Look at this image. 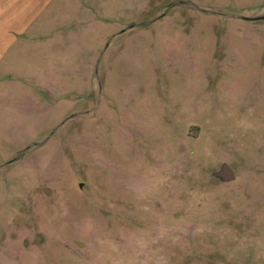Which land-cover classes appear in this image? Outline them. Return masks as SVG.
<instances>
[{"label":"rangeland","instance_id":"374dc122","mask_svg":"<svg viewBox=\"0 0 264 264\" xmlns=\"http://www.w3.org/2000/svg\"><path fill=\"white\" fill-rule=\"evenodd\" d=\"M2 66L0 264H264V0H52Z\"/></svg>","mask_w":264,"mask_h":264},{"label":"crops","instance_id":"0c3cea01","mask_svg":"<svg viewBox=\"0 0 264 264\" xmlns=\"http://www.w3.org/2000/svg\"><path fill=\"white\" fill-rule=\"evenodd\" d=\"M52 0H0V70L8 53L26 36Z\"/></svg>","mask_w":264,"mask_h":264},{"label":"water","instance_id":"95a60500","mask_svg":"<svg viewBox=\"0 0 264 264\" xmlns=\"http://www.w3.org/2000/svg\"><path fill=\"white\" fill-rule=\"evenodd\" d=\"M213 176L220 181L228 182L234 179V172L227 163H222L219 169L213 172Z\"/></svg>","mask_w":264,"mask_h":264}]
</instances>
